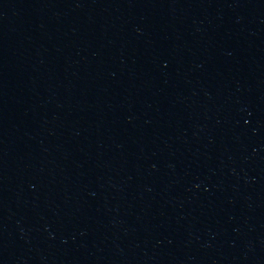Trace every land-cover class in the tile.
<instances>
[{
	"label": "water",
	"instance_id": "1",
	"mask_svg": "<svg viewBox=\"0 0 264 264\" xmlns=\"http://www.w3.org/2000/svg\"><path fill=\"white\" fill-rule=\"evenodd\" d=\"M0 264H264V0H0Z\"/></svg>",
	"mask_w": 264,
	"mask_h": 264
}]
</instances>
